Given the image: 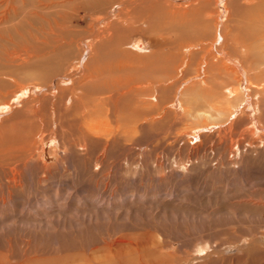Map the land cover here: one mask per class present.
<instances>
[{"label": "rangeland", "instance_id": "obj_1", "mask_svg": "<svg viewBox=\"0 0 264 264\" xmlns=\"http://www.w3.org/2000/svg\"><path fill=\"white\" fill-rule=\"evenodd\" d=\"M0 264H264V0H0Z\"/></svg>", "mask_w": 264, "mask_h": 264}, {"label": "bare ground", "instance_id": "obj_2", "mask_svg": "<svg viewBox=\"0 0 264 264\" xmlns=\"http://www.w3.org/2000/svg\"><path fill=\"white\" fill-rule=\"evenodd\" d=\"M48 40H50V38L48 37V38H45V43L43 42V44L40 46L41 48L39 49V50H45V52H46V48H48V44L47 43H49V41ZM51 40H53V41H50V42H52V43H54L56 40L55 39H51ZM60 42V41H59ZM155 44V43H154ZM51 46V45H50ZM156 46V45H155ZM55 48V47H54ZM53 48V49H54ZM132 48L133 49H135V50H137V51H144V50H147L148 49V44H147V42H145V40H143L141 37H135L133 40H132ZM54 50H56V49H54ZM44 55V54H43ZM206 82V81H205ZM204 84V83H203ZM229 91H230V93H231V95L235 98V99H238V96H239V88H236V89H229ZM214 92V91H213ZM138 96H139V94H138ZM140 97V96H139ZM229 97V99H231L230 98V96H228ZM233 98V99H234ZM123 99V98H122ZM136 99V98H135ZM137 100V99H136ZM149 102V101H148ZM101 104H104V103H106V101H103V102H100ZM145 103V102H144ZM148 104H150V103H148ZM142 105H143V103H142ZM158 105V104H157ZM152 105L150 104V106H149V108L151 107ZM181 106V105H180ZM145 107V106H144ZM148 108V109H149ZM171 108V107H170ZM218 108V107H217ZM152 109V108H151ZM213 109H215V108H213ZM150 110V109H149ZM216 110V109H215ZM148 113H150V111H148ZM155 113V111L153 110V112L151 111V115H153ZM141 115V114H140ZM139 115V116H140ZM147 115V114H146ZM148 116V115H147ZM156 116V115H155ZM167 116H169V115H167ZM134 117V116H133ZM108 118L110 119L111 118V116L109 115L108 116ZM140 118H141V116H140ZM151 118V117H150ZM97 119H98V121H99V123H100V126L98 125V124H96L95 126H94V122H95V120L92 122L93 123V125H92V127H91V130L93 129V127H94V130L96 131V132H98V134H97V136L100 138V139H104V138H107V137H117V136H121V137H129V130H122V125L123 124H121V122H118V120H117V123L116 124H118V126H116V127H114V128H111L110 126H109V123L108 122H106V121H104V120H102V115H99L98 114V116H97ZM141 120H142V118H141ZM147 120V119H146ZM153 120H155V118H153ZM104 121V122H103ZM150 121V120H149ZM240 121H242L243 123L246 121L245 119H244V117H242L241 119H240ZM106 122V123H105ZM129 122H131V121H129ZM155 122V121H154ZM91 123V124H92ZM150 124V123H149ZM148 124V125H149ZM239 128V127H238ZM90 130V131H91ZM197 130V129H196ZM202 148V147H201Z\"/></svg>", "mask_w": 264, "mask_h": 264}]
</instances>
